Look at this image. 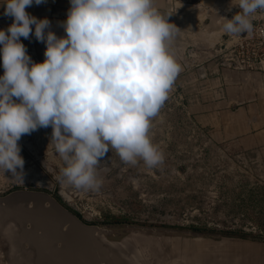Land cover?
<instances>
[{
	"label": "clouds",
	"instance_id": "9594fccd",
	"mask_svg": "<svg viewBox=\"0 0 264 264\" xmlns=\"http://www.w3.org/2000/svg\"><path fill=\"white\" fill-rule=\"evenodd\" d=\"M43 2H2L13 22L0 30V168L23 182L18 141L49 126L50 143L65 163L61 182L76 189L101 188L97 169L110 149L125 164L162 163L149 132L182 70L169 51L177 29L169 15L154 0H69L60 25L66 35L58 37L47 18L25 10ZM231 6L241 11L221 17V32L251 33L250 17L264 11V0H231ZM33 34L46 45L42 63L20 40Z\"/></svg>",
	"mask_w": 264,
	"mask_h": 264
},
{
	"label": "rangeland",
	"instance_id": "374dc122",
	"mask_svg": "<svg viewBox=\"0 0 264 264\" xmlns=\"http://www.w3.org/2000/svg\"><path fill=\"white\" fill-rule=\"evenodd\" d=\"M240 11L231 6V0H217L189 14V57L214 52L223 66L235 68L226 63L242 38L222 33L225 21L221 17L231 19ZM36 57L35 53L33 61L40 63ZM187 66L188 75L176 78L152 120L149 135L163 154L162 163L151 168L139 159L136 165L125 164L110 149L97 169L101 188L67 186L71 205L60 192L65 163L58 153L56 167L44 151L34 162L37 170L30 167L23 175L40 174L50 180L51 188L37 189L53 196L77 217L76 227L89 233L92 264H187L180 261L184 246L201 238L264 241V165L253 152L237 151L213 138L212 127L205 121L210 118L197 117L210 112L205 109L211 96L199 89L203 78L197 61H188ZM202 98L206 101H199ZM50 141L46 139V145L54 146ZM70 223L61 222L65 228ZM62 243L57 240L55 245Z\"/></svg>",
	"mask_w": 264,
	"mask_h": 264
},
{
	"label": "crops",
	"instance_id": "0c3cea01",
	"mask_svg": "<svg viewBox=\"0 0 264 264\" xmlns=\"http://www.w3.org/2000/svg\"><path fill=\"white\" fill-rule=\"evenodd\" d=\"M2 2L3 0H0V30L2 27L6 30L12 24L13 17L4 15L5 6ZM216 2L217 0H154V6L163 16L169 15L168 22L177 27L169 46V51L181 65L182 70L177 78L182 79L188 75V61L196 60L199 64L197 71L203 78L199 89L209 93L211 101L210 107L205 109L210 112H201L197 117L210 118L205 121L211 125L215 140L227 142L237 151L253 152L264 165V69L241 70L223 66L214 52L197 53L194 59L188 54V15L201 12ZM69 8V0H44L40 5L33 3L25 10L37 19L47 18L51 24L50 30L61 37L66 35L60 25L67 19ZM20 40L31 58L36 53L37 61H44L46 45L37 41L34 34L30 35L29 39L21 37ZM206 59L207 62H204ZM3 74L0 60V76ZM181 85L182 80L180 87ZM199 101L205 102L206 98ZM51 136V126L39 128L30 135H22L18 144L21 147L20 155L25 161L23 175L27 173L28 168L36 167L34 162L40 155L44 156V151L48 155V162L53 167L57 166V162H54V157L57 156L55 147L46 145V139L51 140ZM32 144L37 147L36 150L32 149ZM39 170L42 172V169ZM26 178L27 175L21 182L19 176L14 177L10 171L0 168V200H5L12 192L31 188L29 183L25 182ZM2 204L4 201H1ZM6 221L4 218L0 219V264H26L12 257ZM184 247L180 261L187 264H264V241L258 239L201 238L196 240L195 244Z\"/></svg>",
	"mask_w": 264,
	"mask_h": 264
},
{
	"label": "water",
	"instance_id": "95a60500",
	"mask_svg": "<svg viewBox=\"0 0 264 264\" xmlns=\"http://www.w3.org/2000/svg\"><path fill=\"white\" fill-rule=\"evenodd\" d=\"M28 186L0 200L13 259L26 264H92L89 233L76 227L77 217L39 186ZM62 221L72 225L65 228ZM57 240L62 246L55 245Z\"/></svg>",
	"mask_w": 264,
	"mask_h": 264
},
{
	"label": "built area",
	"instance_id": "2783aa9c",
	"mask_svg": "<svg viewBox=\"0 0 264 264\" xmlns=\"http://www.w3.org/2000/svg\"><path fill=\"white\" fill-rule=\"evenodd\" d=\"M250 19L254 22L253 31L239 35L242 41L231 50L226 63L236 69H264V12L258 10Z\"/></svg>",
	"mask_w": 264,
	"mask_h": 264
},
{
	"label": "bare ground",
	"instance_id": "6f19581e",
	"mask_svg": "<svg viewBox=\"0 0 264 264\" xmlns=\"http://www.w3.org/2000/svg\"><path fill=\"white\" fill-rule=\"evenodd\" d=\"M1 22V21H0ZM32 146L34 147V149H36L35 147L36 146H34L33 144H32ZM26 183H33V184H35V186H39V187H47V188H51L52 186H53V184L52 183H40V182H37V180H36V178L35 177H33L32 179H30V180H28V181H26ZM67 186H69L68 184H66V183H62V185L60 186V192H61V194L64 196V198L65 199H67L66 201V203H68L69 205H71L69 202H68V200H71L72 199V197H71V195L69 194V191H68V189H67ZM71 192H73V191H71ZM64 199V200H65Z\"/></svg>",
	"mask_w": 264,
	"mask_h": 264
},
{
	"label": "flooded vegetation",
	"instance_id": "af4514ba",
	"mask_svg": "<svg viewBox=\"0 0 264 264\" xmlns=\"http://www.w3.org/2000/svg\"><path fill=\"white\" fill-rule=\"evenodd\" d=\"M33 177H35L37 182H40V183H49L50 182V180L47 179L46 176L40 175V174H35V175L34 174H30V175L27 176V178L25 180L28 181V180L32 179Z\"/></svg>",
	"mask_w": 264,
	"mask_h": 264
}]
</instances>
